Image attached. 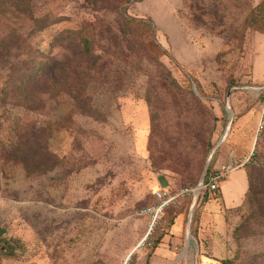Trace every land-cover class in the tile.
<instances>
[{
    "label": "rangeland",
    "instance_id": "374dc122",
    "mask_svg": "<svg viewBox=\"0 0 264 264\" xmlns=\"http://www.w3.org/2000/svg\"><path fill=\"white\" fill-rule=\"evenodd\" d=\"M260 1L32 0L48 20L34 34L25 20L35 56L62 57L58 32L88 22L97 66L83 82V63L52 80L0 62V230L17 242L0 264H147L151 242L187 209L181 199L153 226L142 210L160 189L196 187L213 149L207 171L228 172L221 197L194 205L189 236L208 209L218 221L200 252L264 264V32L241 28ZM121 9L150 21L154 42ZM107 26L114 36L98 34ZM15 27L0 17V38Z\"/></svg>",
    "mask_w": 264,
    "mask_h": 264
},
{
    "label": "trees",
    "instance_id": "16d2710c",
    "mask_svg": "<svg viewBox=\"0 0 264 264\" xmlns=\"http://www.w3.org/2000/svg\"><path fill=\"white\" fill-rule=\"evenodd\" d=\"M128 1L130 0H127V2ZM31 2L32 0H0V17H3L6 20H11L16 24V27L13 28L12 32L8 34V37L0 38V62L5 63V66L8 67V69H11L12 72L32 70L31 78H34V73L42 71L44 75H51L52 80H59V76H61L62 72L71 73L69 72L70 68L76 72L82 65L80 63H83V82L87 80L89 81L92 76L90 75V71L96 65L94 64V58H92V35H94V32L93 29L89 31V28H91V24L88 22H82V24H80V29L67 30L66 33H63L62 31L58 32V34L52 41L51 46L64 49V51L66 52L65 54L63 53L62 57L58 56L59 54H61L60 52L57 56L53 55L48 60L39 58L35 56L38 53L40 54L39 49L29 43L27 39H22V37H26L25 20H30V22L32 23L33 27L30 29V31H28L31 34H34L33 32L36 33L37 31L46 28L48 20L46 19V17L36 18V16L32 15L30 9ZM117 7H119V5ZM120 14L127 28H133L135 29L134 31L139 30L136 31L138 34H149L150 40L154 42L151 38L154 35V27L150 21H147L143 18L126 16L124 9H121ZM241 28L243 30L252 28L255 31H259L262 33L264 32V0H261L245 16ZM102 33H105L107 35H109V33H112V35L114 36L111 26H107L106 29L102 30L98 34L100 35ZM156 48L159 50V52L162 51L158 44H156ZM97 56L98 55H96L95 58H97ZM29 73L30 72H28L26 75H29ZM21 76L25 78L24 74ZM29 77L30 75L27 77V81L29 80ZM21 82H23L22 79L20 80V83ZM219 172L220 171L209 170L206 175L205 181H207L210 176ZM212 193H216L218 197H221V195H218V189ZM207 196H210V194L205 195L206 201ZM202 197L203 195H200L199 199H202ZM183 199H185L184 202L186 204L187 210H185L184 213L179 211L172 215V217L169 219V223L166 226L165 233L160 234L151 242L150 246L153 249L152 253L161 243V239L163 238V236L166 235L167 232L172 228V226L175 225L178 217H183L185 227L188 209L191 205V197L186 196ZM193 222L194 220H192V223ZM16 249L17 242L14 245L13 242L10 241V239L4 237V232L0 230V254L6 256L15 255Z\"/></svg>",
    "mask_w": 264,
    "mask_h": 264
},
{
    "label": "crops",
    "instance_id": "0c3cea01",
    "mask_svg": "<svg viewBox=\"0 0 264 264\" xmlns=\"http://www.w3.org/2000/svg\"><path fill=\"white\" fill-rule=\"evenodd\" d=\"M219 188V185H218ZM206 207V206H205ZM206 211L203 213H200L198 216H194L196 214V211L194 212L193 220L195 223V226L193 227V230L191 234L193 236H185V227L183 222V217H178L174 228H172L167 232L166 235L163 236L161 239V243L159 246L154 250L152 253L150 260L147 264H153L151 263V258L156 257L157 255L160 258H163L166 260V264H193L196 259V252L198 251V256L203 255L206 257L204 261H200L199 264H216L214 259L208 258V253L202 251L200 252V249H202V244L205 239L201 237L203 229L205 231H208V225H211V228H215V224H217V221L212 217H209L206 215V212H208V209H205ZM209 212H213V210H210ZM173 229V231H172ZM207 229V230H206ZM173 233V234H172ZM184 236V237H183ZM189 237V238H188ZM206 238L208 235L205 236ZM210 241H212V237L210 236ZM193 240V241H192ZM192 241V242H191ZM196 243L194 246L192 243ZM160 249H165L164 251H167V253H159ZM132 253V252H131ZM210 257H215L212 255V252L210 254ZM202 260V259H200ZM197 262H199V258L197 257Z\"/></svg>",
    "mask_w": 264,
    "mask_h": 264
},
{
    "label": "built area",
    "instance_id": "2783aa9c",
    "mask_svg": "<svg viewBox=\"0 0 264 264\" xmlns=\"http://www.w3.org/2000/svg\"><path fill=\"white\" fill-rule=\"evenodd\" d=\"M227 170L210 176L207 181H204L203 184L200 186L197 185L194 188H180L175 191L160 189L155 193L157 203L154 206L143 209L142 212L151 215V223L153 226L166 207L179 203L186 196H190L191 199L195 198V204L197 202L200 204L201 202H206L205 195H211L212 192L218 189V180L225 177L228 172ZM200 195H203L202 199H199Z\"/></svg>",
    "mask_w": 264,
    "mask_h": 264
},
{
    "label": "water",
    "instance_id": "95a60500",
    "mask_svg": "<svg viewBox=\"0 0 264 264\" xmlns=\"http://www.w3.org/2000/svg\"><path fill=\"white\" fill-rule=\"evenodd\" d=\"M229 104V93H228V95H227V105ZM227 131H228V128H227ZM226 134V133H225ZM214 150L215 149H213L212 150V152H211V154L209 155V159H210V156L213 154V152H214ZM208 159V163L206 164V166H205V168H204V171H203V173H202V175H201V177H200V180H199V182H198V186H200L201 184H203V182L205 181V178H206V175H207V170H208V165H209V160ZM195 202H196V199L195 198H193L192 199V203H191V208H190V212H189V214H188V217H187V222H186V229H185V232H186V235L187 236H189L190 235V225H191V217H192V210H193V207H194V205H195ZM197 254H196V259H195V262H196V264H198V262H197V257H198V251L196 252Z\"/></svg>",
    "mask_w": 264,
    "mask_h": 264
}]
</instances>
